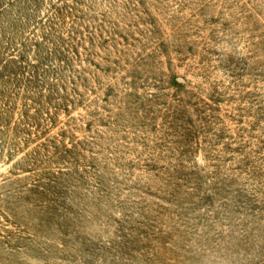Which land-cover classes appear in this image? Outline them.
I'll return each mask as SVG.
<instances>
[{
	"label": "rangeland",
	"instance_id": "374dc122",
	"mask_svg": "<svg viewBox=\"0 0 264 264\" xmlns=\"http://www.w3.org/2000/svg\"><path fill=\"white\" fill-rule=\"evenodd\" d=\"M0 264H264V0H0Z\"/></svg>",
	"mask_w": 264,
	"mask_h": 264
}]
</instances>
